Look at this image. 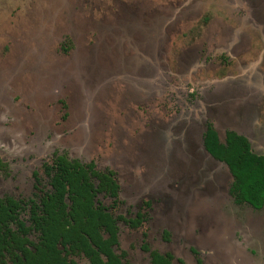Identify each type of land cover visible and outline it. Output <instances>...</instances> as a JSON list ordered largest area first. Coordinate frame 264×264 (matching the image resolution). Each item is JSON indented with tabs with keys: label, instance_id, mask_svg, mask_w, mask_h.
Masks as SVG:
<instances>
[{
	"label": "rangeland",
	"instance_id": "1",
	"mask_svg": "<svg viewBox=\"0 0 264 264\" xmlns=\"http://www.w3.org/2000/svg\"><path fill=\"white\" fill-rule=\"evenodd\" d=\"M261 3L0 0V196H31L33 171L48 188L40 166L56 154L117 166L118 213H145L136 228L118 221L127 260L149 264L147 234L188 264H264V207L234 203L226 165L196 151L208 120L224 140L264 118ZM193 207L231 227L225 242L221 223H189Z\"/></svg>",
	"mask_w": 264,
	"mask_h": 264
},
{
	"label": "trees",
	"instance_id": "2",
	"mask_svg": "<svg viewBox=\"0 0 264 264\" xmlns=\"http://www.w3.org/2000/svg\"><path fill=\"white\" fill-rule=\"evenodd\" d=\"M202 140L208 153L226 164L232 177L230 195L256 208L264 205V155L253 153L247 139L233 131H226L222 142L208 126ZM42 171L48 177V190L27 200L0 198V264L8 259L12 264H75L68 252H83L90 264H123L112 250L117 243L116 218L95 200L97 191H104L118 205L115 172L64 155L45 161ZM34 176L37 181V173ZM26 205L29 225L20 217ZM141 219L138 213L132 224ZM32 230L38 232L37 241L28 237ZM150 255L151 264H173L169 253L153 250Z\"/></svg>",
	"mask_w": 264,
	"mask_h": 264
},
{
	"label": "flooded vegetation",
	"instance_id": "3",
	"mask_svg": "<svg viewBox=\"0 0 264 264\" xmlns=\"http://www.w3.org/2000/svg\"><path fill=\"white\" fill-rule=\"evenodd\" d=\"M255 1H256L257 4L259 3V5L262 4V3H261V0H255ZM258 42H260V41L258 40ZM263 52H264V49H263ZM255 119H256V120L254 121V123L252 124V126L247 127V128H244V129H242V128L240 129L239 127H234V125H232L231 128H228L227 130L224 131V140H225V133H226V131H233V132H235V133H237V134H239V135L244 136V137L247 139V141H248V143H249V147H250V149H251V151H252L253 153H255V154H257V155H264V118H262V119H261V118H255ZM218 121H219V120L217 119L216 122H218ZM219 124L221 125V123H218V125H219ZM208 126H211V127L214 129V131L216 132V134H217L219 140L222 141V142H224V140H221V137H220V135H219V130H218L217 127L215 126V123L212 122L211 120H208V121L206 122V124H205V130H204L203 133L206 132ZM202 138H203V135H202ZM111 145H112V144H111ZM196 146H197V148H198L196 151H198V152L200 153V152H201V149L199 148V145H197V143H196ZM193 149L195 150V147H194ZM56 155H64V154H56ZM54 156H55V155H53L52 157H54ZM64 156H66L68 159H77V160H79L78 158H69L67 155H64ZM52 157H50L49 159L44 160V161L41 163V166H40L41 171H42V165H43V163H45V161L50 160ZM79 161H81V160H79ZM216 161H219V160H216ZM81 162H82V161H81ZM89 162H92V163L95 165V167H96V164H95L93 161H89ZM219 162H221V161H219ZM83 163H88V162H83ZM96 168H97V167H96ZM7 169H8V164H7V162L3 161V160L1 159V157H0V170H3L4 172H7ZM97 169H99V168H97ZM104 169H111V170H113V171L115 172V178H116V180H117V182H118V184H119L118 196H119V200H120V201H119L118 205L115 206V205L113 204V200H112V198H111L109 195H106L104 191H102V192L97 191V193H96V197H95V200H96V201H99L100 203H102V204L107 208V211H109V212L113 215V217L116 218V222H115V223H116V226H117V229H118V230H117V233H116V234H117V243H115V244L112 245V250H113V252L116 253L117 255L121 256V260H122L123 264H124L125 262H129L130 264H133L132 262H130L129 260L126 259L127 251H125V250H121L120 252H117V250H116V248L119 246V226H118V221L121 220V221L127 223L130 227L136 228V227H139V226L142 224V222L144 221L145 213H144L142 210H140V209H138V210L135 212V215L132 216V217H125L124 214H122V213H118V211H119V209H120V205L125 201V198H122V196H121V192H122V190H123V188H122L123 186H122V183H121V181H120L121 176H120V174H119V170H118V167H117V166H115V167H114V166H110V167H108V168H104ZM104 169H103V170H104ZM35 173H37V178H38L37 181H36L35 176H34ZM42 173H43V171H42ZM32 174H33L34 181H35V183H34V188H35L36 190L32 193L31 196H29V197H27V198H16V197H14V196H12V195L4 194V195L0 196V198H2V197H4V196H11V197H13V198H15V199H24V200H27V199H29V198H35V194H37V195H38V194H41L43 191H46V190H48V189L50 188L49 182H48V188H46V189L40 188V181H41V180H40V177L38 176V171H33ZM43 174H44V173H43ZM230 175H231V174H230ZM44 176L47 178V181H48V177H47L45 174H44ZM119 176H120V178H119ZM230 182H231V181H230ZM229 185H230V183H229ZM132 187H135V186L131 185V187H130V191L132 190ZM125 193H126V194H125L126 196L129 195V194H131V193L129 192V190H128V192H125ZM228 193H229V191H228ZM99 194H102V195H104L106 198H109V199H110V203L105 204V203L102 201V199H100ZM229 195H230V193H229ZM230 196L232 197L233 202L236 203V204L246 203V204L250 205V206H251L252 208H254V209H261V208L264 207V205H262L261 207L256 208V207H253L251 204H249V203H247V202H240V203H239V202H237V201L234 199V197H233L232 195H230ZM145 204H146V206H148V207L151 206V205H152L151 200H146V201H145ZM138 208H139V207H138ZM24 211H27V213H28V216H27L26 219L23 218V217L21 216L22 212H24ZM198 212H199V211H197V214H198ZM138 213H141V214H142V219H141L140 223H138L137 225H133L132 222H133L135 219H137V215H138ZM185 214H186L185 216L187 217V219H188V221H189V223H190L191 225H197V223L200 222V223L203 224L204 226H207V227H208V230H207V231L210 230V226H212V225L218 226V225L221 223V226H219V228L214 232V235H212V234H211V235H212L214 238L217 237V238H215V239H218V240H220V241H224V242L226 241L227 235H228L229 230H230L231 227L228 226L227 224H224L223 221H218L217 218H214V217L210 216L209 214H206L205 212H203V214L199 217V220H198V215L195 213V209H194V207H193L192 209H188V211L185 212ZM119 216H121V217H119ZM20 217H21L23 220H25V222H26L27 225H29L30 221H29V207H28V205L22 207V210L20 211ZM198 226H199V227H202L201 225H198ZM201 230H202V229H201ZM263 232H264V226H263ZM32 234H36V239H33V238H32ZM208 235H209V234H208ZM106 236H107V234H104V237H106ZM146 236H147V234H145V236H144V240H143V242H142V244H141V249H142L143 251H145V252L148 253V255H149V264H151V255H150V252L153 251V250H156V251H158L159 253H162V254H166V253L171 254V255H172V263H173V264H175V263H174L175 260H176L179 264H181V263H180L178 260H182L185 264H188V263H186V261H185L184 259H182V258H175V256L173 255V253H171V252H169V251H167V252H161V251H159V250H157V249L151 248L150 245H149V244L147 243V241L145 240ZM28 237H29L32 241H37V239H38V232L32 230V231L29 233ZM208 239H209V236H206V240H208ZM28 247L30 248L31 246L28 245ZM69 254L82 255V256H84V257L88 260V263L90 264V260H89V258H88L83 252H75V253H73V252H68V253H67V257H68V259L74 261L75 264H77L75 260L71 259V258L68 256ZM201 263H202V260H201L200 258L196 259V264H201ZM6 264H12V261H11L10 259H8Z\"/></svg>",
	"mask_w": 264,
	"mask_h": 264
},
{
	"label": "water",
	"instance_id": "4",
	"mask_svg": "<svg viewBox=\"0 0 264 264\" xmlns=\"http://www.w3.org/2000/svg\"><path fill=\"white\" fill-rule=\"evenodd\" d=\"M202 144H203V140H202ZM199 148L201 149V151H204V155H203V152L200 153V156H204V157H208L210 159V154L208 153V151L204 148V146L202 145L201 147L199 146ZM199 153V152H197ZM209 154L210 156L206 155V154ZM212 157V156H211ZM214 158V157H212ZM215 159V158H214ZM225 164V163H224ZM226 165V164H225ZM227 167V166H226ZM228 169V168H227ZM229 171V170H228ZM230 173V172H229Z\"/></svg>",
	"mask_w": 264,
	"mask_h": 264
},
{
	"label": "bare ground",
	"instance_id": "5",
	"mask_svg": "<svg viewBox=\"0 0 264 264\" xmlns=\"http://www.w3.org/2000/svg\"><path fill=\"white\" fill-rule=\"evenodd\" d=\"M192 144V143H191ZM193 146V145H192ZM193 148V147H192Z\"/></svg>",
	"mask_w": 264,
	"mask_h": 264
}]
</instances>
